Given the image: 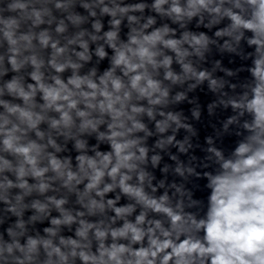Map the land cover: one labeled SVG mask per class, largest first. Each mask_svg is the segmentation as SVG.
<instances>
[{"label": "clouds", "instance_id": "obj_1", "mask_svg": "<svg viewBox=\"0 0 264 264\" xmlns=\"http://www.w3.org/2000/svg\"><path fill=\"white\" fill-rule=\"evenodd\" d=\"M0 264H264V0H0Z\"/></svg>", "mask_w": 264, "mask_h": 264}]
</instances>
